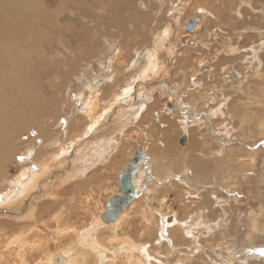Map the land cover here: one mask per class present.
<instances>
[{"label": "bare ground", "instance_id": "obj_1", "mask_svg": "<svg viewBox=\"0 0 264 264\" xmlns=\"http://www.w3.org/2000/svg\"><path fill=\"white\" fill-rule=\"evenodd\" d=\"M201 1L206 0H194L193 7ZM238 1L230 0L229 8ZM124 2L122 5L130 6L132 3V6H117L112 0H92L93 10L101 8L103 11L94 24L92 21H82V18L86 19V13H81V20L77 19V22L66 20L63 23L58 18L52 19V27L65 29V32L75 36L70 37L68 34L70 39L67 40L75 49L71 66L77 67L96 56L103 38L111 41L119 38L120 16L121 21L125 22V12L130 24L141 22L133 0ZM186 3L187 0H180L170 7L171 15L164 25L161 22L162 27L152 38L153 42L138 59L137 55L142 51L131 54L134 47L141 44V37L137 41L134 39L129 40L128 44H120L118 48L113 47L112 50L116 52L109 57L104 73L99 78L96 76L87 81L81 89L78 87L80 90L73 94L75 99L71 103L78 102L82 107L73 109L68 121L59 128H56L58 122L55 118L65 98L62 88H59L60 82L54 83L52 88L59 93L57 97L61 100L45 98V94L42 95L43 100H36L26 90L19 88L21 80L14 71L3 75L0 91L8 86H16L18 94L17 91L15 94L11 92L13 88L10 92L7 90L0 94L5 95L0 97V183L6 182L8 186V190L0 193V264H12L14 260L19 264H31L33 256L29 257L26 253L21 256V252H27L35 244L33 239L44 231L52 235L50 240L53 239L57 246L63 240L67 243L59 246L55 254H46L38 260L36 258L34 264H236L239 260L236 261L237 255L232 246L237 233V219L227 223V218L234 207L239 208L242 204L249 207H246L249 223L245 232L248 241L251 242L253 238L256 243L260 238L264 239V186H260L264 185V172L259 173L263 166L259 165L258 168L261 148L256 149L255 144L247 145L245 140L248 137L228 140L231 131L221 128L228 123L226 118H229L230 122L236 121V126H230L232 131L236 132L243 127L251 129V125H247L251 116L245 113L253 114L257 111L262 114L260 110L264 111V3L262 0H248V10L238 14L233 12L230 19L236 20L234 26L238 25L240 19H244L247 31L230 27L227 34L222 33L226 29L216 24L217 18L213 21L208 18L215 19L217 15L210 12L208 7L205 8V4L204 7L199 4L201 8L195 7L193 11L202 12L201 22L194 25V34L188 36L191 42L189 48L182 49L180 39L183 38V24L193 12L189 6L188 9L184 8ZM84 5H87L86 0L70 1L74 11H79V7ZM223 8L224 11L225 6ZM6 16L5 20L9 15ZM204 18L211 21L209 33L200 34ZM159 20L156 21L160 23ZM3 22L1 26L5 32L7 23ZM214 25L219 30L213 31V36L211 27L213 29ZM110 29L115 30L114 34L108 32ZM93 33L98 39L94 46L85 41ZM197 33L199 37L203 36L202 39H195ZM134 54L137 59L135 61L132 60L135 59ZM10 75H14V78ZM171 79L173 82L178 81V84L169 86ZM26 80H23L24 87L30 85V80ZM259 82L262 84L258 92L250 90V86ZM161 90L163 93L160 96L164 99L158 95ZM179 97L195 105L192 108L195 112L188 121L180 118L175 111L178 109L182 112L188 108L183 100L181 104H176ZM73 103L69 105L74 107ZM165 104H170L169 109L165 108ZM247 104L249 107H246ZM42 105L45 110L41 109ZM197 109L204 112L198 113ZM27 111L39 114L29 115ZM44 112L45 116L42 117ZM23 117L39 126L37 134L42 136L43 143L42 146H36L33 142L30 145L31 152H26L35 160L33 169H22L8 181L6 162L9 155H12V149L18 147L17 144L14 147L13 143L17 142L15 138L18 134H22L23 126H19L18 120ZM48 117L52 121L44 125V118ZM255 119L259 120L258 125L264 135L262 119L256 115ZM200 120L205 122L198 128L199 133L192 135L190 131L188 136L186 127H193L197 122L201 123ZM241 122L245 124L241 125ZM215 126L226 129V132H222L228 136L225 134V139L219 138ZM116 127L118 129L113 131ZM63 129H68L75 136L59 137L58 132ZM209 135L213 142L202 147ZM180 137L178 144L181 147H178L176 143ZM67 141L70 143L67 144ZM130 141L136 142V150L125 155L124 151ZM136 151H139L136 158L138 171L133 177L136 196L124 206L115 221L105 222L102 216L106 212V205L102 206V213L94 214L91 204L93 194L96 188H104L108 175L118 163L123 164L120 163L122 157H127L121 169H117L118 181ZM177 173L183 176L181 186L163 184L165 176L172 177ZM234 181L239 183L240 190L249 189L245 193L238 192L234 188ZM256 181L259 186L253 188L254 192L249 186ZM156 185L161 186L160 190H156L158 193L155 197L150 196ZM170 191L175 202L182 204V211L178 208L175 213L172 211L167 195ZM120 193L119 188L106 201ZM254 197L261 199L256 209L249 202ZM191 198L197 199L195 205H192ZM237 215H240L239 211ZM83 217H88V221L77 224ZM168 217L170 221H167ZM10 223L19 225V229L7 236L4 229ZM54 236L57 238L54 239ZM208 242H212L213 247L207 246ZM160 250H165L162 256ZM208 251L212 256L206 253ZM40 252L44 253L43 247H40Z\"/></svg>", "mask_w": 264, "mask_h": 264}, {"label": "rangeland", "instance_id": "obj_2", "mask_svg": "<svg viewBox=\"0 0 264 264\" xmlns=\"http://www.w3.org/2000/svg\"><path fill=\"white\" fill-rule=\"evenodd\" d=\"M70 1L71 0H0V19L3 18L0 20V26H1L2 20L4 21L3 23H7V29L5 30V32L9 34L8 35L4 31H2L3 30L2 26L0 27L1 28L0 29V81L2 80L3 75H9L11 71H14L15 74L18 75L19 79L21 80V82L18 83L19 88L22 89L23 91L26 90L28 92V94H30L31 96L33 95V97H34L33 99L37 98L36 100H43L42 97L44 96V94L46 95L45 98H52L53 97L54 99L61 100V98L57 97V96H59V93L54 92V90L52 88L54 86V83L60 82L61 85H59V88H62V93L65 96V98L63 97L64 102L62 103L61 109L59 111V115L55 118V120H57V122H58L56 125V128H59L61 124H65L66 121H68L67 120L68 116H70L71 111L73 109H80L82 107L78 104V102H74V103L72 102L75 105L74 107L73 106L71 107L69 105V104H72L71 101H73L75 99L73 94L76 93L78 90H80L84 86V84H86L87 81H89L90 79H93V77H96V76H98V78H99V75H102L104 73L109 57H111L116 52L115 50H112V48L113 47L118 48L117 46L120 44H124V45L128 44L129 40L132 41L135 39L137 41L141 37V39H142L140 41L141 44L136 45L137 47L136 48L134 47L132 54H131V55H133L134 51H137V54L140 51H142V52H140V54L137 55V59H138L141 55L144 54L145 49H147L150 46V44L153 42L154 35L159 31L160 27H162V25H160L161 22L164 25L167 17H169L171 15L172 5H176V2H179L180 0H133V2L136 4V8L135 7L134 8H135V10L138 9L136 12L139 14V16L141 18V22L135 23V25L130 24L127 12H125L126 14L124 15V18H123V19H125V22L121 21V16H120L121 36L119 38H115V41H111L109 38H103L101 41V45L97 49V51H98L97 55L92 57L91 59H88L89 61H86V62L84 61L83 63H80L77 67H74L75 65L71 66V64H70L71 59L73 58V52H75V49H74V45L72 43H69V44L67 43V40L70 39V38H68L69 32H65L66 31L65 29L59 30V29H56L55 27H52V19L58 18L63 23L66 20L77 22V19L81 20V18H80V15H82L81 13H86V15H85L86 19L82 18L83 19L82 21L83 22H85V21L91 22L92 21V24H94L101 17V15L103 14V11L101 10V8L99 6H98V8H100V9H94L93 10L94 7L92 6V3H91L92 0L91 1L86 0L87 5L80 6L79 11H74L71 8L72 6H70ZM124 1H126V0H112V3L114 5L121 6L123 3H125ZM193 1L194 0H187V3L185 4L184 8L188 9L190 7V9L193 11L196 8L198 9V7L201 8V5H202V7H204V4H205V8L208 7L207 9H209L210 12H213V13H215V15H217V17H215V19H214V17L213 18L208 17V18L212 19V21L216 20V18H217L218 21L216 24L220 28H224L227 30L225 32H222L223 34H227V32L229 33V31L231 29L230 27L240 28V29H242V31H247V27L244 24V19H242V20L240 19V21H238V25L234 26L235 24H233V23H235L236 20L232 21L230 19V15L233 16V12H236L238 14V13L243 12V10H245V9L248 10L249 9V7L247 6L248 0H243V1L239 0L236 3V5H233V7L230 6V8H229L230 0H227V2H226V0H223L226 3H224L222 0H206L205 2L201 1L199 3L201 5L198 4V6H195L196 8L193 7L194 6ZM203 2H204V4H203ZM216 2L218 3V5L224 4L223 6H225V10L226 9L227 10L226 11L224 10L225 11L224 12L223 6L220 5L221 6L220 7V6L216 5L217 4ZM262 2L264 3V0H262ZM117 3H119V5ZM126 3H128V2H126ZM160 3L161 4L163 3V5H161ZM144 5H146V6H144ZM123 6L124 7L125 6L130 7V6H132V3L130 6H127V4H124L121 7H123ZM119 8L120 7H117L116 9H119ZM232 8H233V11H232ZM235 8H236V10H235ZM257 8L259 9V7H257ZM214 10L215 11L217 10V11L215 12ZM145 14H148L149 16L145 15ZM5 15H9L7 20H5V18H7V16L5 17ZM198 16H200V18ZM201 16H202L201 11H199V10L193 11L191 13V16L190 15L187 16V19L184 21L185 23L183 24V32H182L183 38L180 39V41L182 42L180 44L182 49L183 48H189V45L191 44V42H189L190 40L188 38L191 37V34H194V32H195L194 26H193L192 33L188 32L185 29V27L187 26V22H189V20H194V25H196L197 23L201 22L200 21ZM221 16H223V17H221ZM225 16H227V17H225ZM157 19H160L159 20L160 23H158L156 21ZM204 19L202 20L201 30L199 31L200 34L205 33V32L209 33V27H210L211 21L209 22V20L207 18H204ZM222 21L224 24H222ZM231 22H232V24H231ZM148 24H150V25H148ZM217 25H214L213 29L211 27V34L213 36L215 35L214 32L219 30ZM144 27H145V29H144ZM114 31L115 30L110 29L108 32H110L111 34H114ZM2 33H4V34H2ZM93 35L95 36V38ZM69 36L75 37L74 35H71V34H69ZM195 36H196V38H195L196 40H198V39L200 40L203 37V36L199 37L198 33H197V35L195 34ZM176 40H177V37H176ZM85 41H86V44L89 43L92 46H94L93 45L94 42L98 43V39L96 38L95 33L89 35V37L87 39H85ZM253 41L254 40L248 41V42H253ZM245 43L243 44V46L245 45ZM127 48H129V47H127ZM130 48H132L131 45H130ZM92 52H93V50H92ZM124 53H126V52H124ZM129 54H130V52H129ZM134 56H135V59H132V60L135 61L137 59H136L135 54H134ZM2 58H5V59H2ZM97 60H98V62H97ZM71 67H73L72 72H70ZM10 77L13 79L14 75H10ZM4 78H7V76H5ZM24 78H25V80L27 79L26 81L30 80V85H27L28 87L23 86ZM31 80H33V81H31ZM9 82H10V80L8 81V83ZM14 82H16V81H14ZM32 84H34L33 85L34 87L32 86ZM35 84H37V85H35ZM39 84H40V86H39ZM169 84H170L169 86H171V84L175 85V84H178V81L173 82V79H171ZM199 84L202 85L201 83H199ZM261 84H262V82H259V84H257V85L250 86V90L258 92V88H259V86H261ZM65 86H67V88ZM15 87L16 86H11V87L8 86V87H6L7 89L6 88L2 89V91H0V94H1V92L3 93L4 91L10 92L11 88H13L11 90V92H13L15 94V92L17 91V94H18V90ZM158 89H161V88L158 86ZM42 92H43V94H42ZM53 92H54L55 97L52 96ZM162 93H163V91L161 90L158 95L161 99H164L163 96H160V94H162ZM36 94H38V95H36ZM191 94H194V93H191ZM0 97L3 98V97H5V95L3 94ZM179 98H180V100H178L176 102L177 105L181 104L182 100H183L181 97H179ZM10 99H12L11 93H10ZM195 99H197V96H195ZM184 102L188 106V108L183 109L182 112H179L178 109L175 111H177L178 116H181L180 118L188 121L189 118L191 117V115L195 112L194 111L195 109L192 110V108H195V105L192 104V102H187V101H184ZM247 102L250 103V100H247ZM169 105L170 104H165V106H166L165 108L169 109ZM41 107L40 108L42 110H45V107L43 105ZM246 107H249V104H247ZM260 111L262 114H260V113L258 114L257 111H254L253 114H250V112L245 113L246 116H249V115L251 116V119L247 123V125H249V126L251 125L250 126L251 129H249V128L246 129L245 127H243L241 129L238 128V131L234 132L231 130V127L236 126V123H235L236 121L230 122L229 118H226L228 123H225L224 126L221 128L225 127L226 129L231 131V135H229V136L227 133H225L226 136H228L227 137L228 140H231L233 137L236 140H240L241 138L248 137L249 139L245 140V143L247 145L255 144L256 149L261 148L260 156H258L259 161H260L258 163V168H259V165L263 166L262 167L263 170L261 172H259V173H263L264 172V140H262V139L264 138V135L262 133L263 132L262 128L258 125L259 120L257 121V119H255L256 121H254V116L256 115L257 118L262 119V121H263L262 124L264 123V111L263 110H260ZM45 112L47 113V111H45ZM45 112L43 113L42 117L45 116L44 115ZM197 112L203 113L204 110L197 109ZM27 113L29 115L35 114V113L39 114V112H34V111H27ZM51 117L44 118L45 119L43 121V123H45L44 125H48V123H50L52 121ZM20 119L22 122L20 121ZM20 119L18 120V124H19V126H21V124H22L24 129L21 126L22 127V134L19 133L18 134L19 137L17 136L15 138V140H17V142L14 141V143H13L14 147L16 146L15 144H17L18 147L14 150L12 149V151H11L12 155H9L10 157L8 156L9 158L7 159V162H6V174L8 175L7 176L8 181L11 180L12 178H14L18 174V172L22 169H31V168L33 169V167L36 164L35 160H33L31 158V156H28L26 154V152L27 151L31 152L32 146H30V145L33 142H34L33 145L35 144L36 146H42V143H43L42 136L37 134V129L39 126L38 125L35 126L34 123H31L28 118L23 117L25 122L23 121L22 118H20ZM200 121H201V123L197 122L196 124L192 125L193 127H186V128H188V131H187L188 136H190V133H191L190 131H192V135L193 134L197 135L199 133L198 128L201 127L202 125H204V122H205L202 120H200ZM32 124H33V126L31 128ZM188 124H189L188 126H190V122H188ZM215 124H217V123H215ZM244 124H245L244 122H241V125H244ZM67 125H69L68 122H67ZM204 128H206V130H207L206 125L204 126ZM215 128H216L215 130L218 132L217 136L219 138L225 139L226 136H225V134H223L222 131L226 132V129L222 130V129H220L219 126H215ZM117 129H118V127H116V129L113 128V131L117 130ZM248 129H249V131H248ZM250 132H251V134H250ZM204 134H206V133H204ZM58 136L64 137V138H65V136L66 137H74L75 134H70L68 129L67 130L63 129V130H60L58 132ZM181 137L177 140V143H176V145L178 147H181L178 144V141L180 143ZM28 139H30L31 141L26 142ZM94 139H96V138H94ZM210 142H213V140L211 139V137L209 135L208 141L203 143L204 145L202 144V147H206L207 145L210 144ZM21 143H22V146H20ZM69 143H70V141H67V144H69ZM136 147H137L136 142L132 143L130 141L129 145L126 147V149L124 151V154L125 155L130 154L132 151L136 150ZM13 155H14V157H13ZM50 157H52V155ZM125 159L127 160V157L126 158L122 157L121 160L123 162L121 161L120 163L124 164L126 162ZM123 164L119 165V163H118L116 165V168L114 170H112L113 172H111L108 175V178L105 182L106 184L103 186L104 188H102V187L96 188V191L93 194L94 199L91 201L92 208L94 209V211H93L94 214L102 213L105 210V208L103 207L104 210L102 209V212H100V210H101L102 206L106 205V202H107L106 200L112 194L116 193V190L119 189L116 174L118 173L117 169L120 170ZM233 170H235V168ZM182 177H183L182 174L180 175L179 173H177L175 175H172V177L170 175L165 176L162 179V181H163L164 185L169 184V183H174L178 186H181L180 180ZM8 181H7V183H8ZM258 181H259V178H258ZM258 181L253 182L249 186L251 191L255 192V189H253V188L254 187L257 188L259 186ZM238 186H239V183L235 182L234 188H236L238 192L244 191V193H245L246 190L249 189V188H245L244 190H240V187H238ZM260 186H264V185L260 184ZM105 188H108V190L105 191ZM160 188H161V186L158 187L156 185L155 189L151 190L150 196L152 195L155 197V195H157V193H158L157 191H159ZM6 190H8V186H7L6 182L0 183V193H3ZM86 191H84V193H86ZM144 191H146V190H144ZM167 195L169 196V201H168L169 203L168 204L172 205V211L175 213L176 211H178L177 208L181 210L182 204L178 203L177 201L175 202L174 195H172L171 191L169 193H167ZM139 197L140 196H138V198ZM195 200H197V199H193V198L190 199V201L192 202V205H195V203H196ZM249 202H250L251 206H253V208L256 209V208H258L259 204L261 203V199L254 197V200H250ZM173 203H175V204H173ZM246 207L249 208L247 204H245V205L242 204L241 206H239V208L234 207L229 212L228 218H227V223H229L233 219H237V223L235 226L237 233L234 236L233 246H232V249L234 248L233 250L235 251L234 252L235 256L236 255L238 256V257L236 256V261L239 260V261H237L236 264H264V239L260 238L259 242L255 243V239L252 238L251 242H249L248 241L249 239L246 237L247 234L245 235V232L247 230L248 223H249V214L247 213ZM213 208H214V206H213ZM237 211L240 212V215H237ZM169 219H170V217L167 218V221H169ZM87 221H88V217L87 218L83 217L77 221V224H85V222H87ZM38 226H39V224H38ZM134 226H135V224H134ZM18 229H19V225L10 223L9 225L6 226V228L4 229V232H6L7 236H9L11 234V232H16ZM47 233H48V231H44V233L42 235L35 237L33 239L35 244L30 246L27 252H25V251L21 252V256L23 253H26L27 255H29V257L33 256L32 259L30 260L31 264H34L39 258H41L42 256H45L46 254H55L60 249L59 246H62L63 244L67 243V241L63 240V243H61L57 246V244H55L53 239L50 240V238H52V235L50 233L49 234H47ZM236 237H238V238H236ZM2 238H4V237H2ZM56 238L57 237L54 236V239H56ZM245 240H247V241L245 242ZM41 241H43L44 243L42 244ZM44 244H46L45 247H44ZM206 245L209 247H213L212 242H208V243H206ZM242 245H243V248H242ZM40 247H43L44 253L40 252ZM245 247H246V249H245ZM61 248H63V247H61ZM182 250H183V248H182ZM188 250H191V249H188ZM188 250L184 249V251H188ZM164 252H165V250L159 251L161 256H162V254H164ZM217 252L220 253V251H217ZM206 253L207 254L209 253L208 255L212 256L211 252L208 251ZM258 254L260 255V257ZM36 258H37V260H35ZM14 263L19 264V262L17 260H14L12 264H14ZM116 264H122V262H118V263L116 262Z\"/></svg>", "mask_w": 264, "mask_h": 264}, {"label": "water", "instance_id": "obj_3", "mask_svg": "<svg viewBox=\"0 0 264 264\" xmlns=\"http://www.w3.org/2000/svg\"><path fill=\"white\" fill-rule=\"evenodd\" d=\"M194 20H189L185 29L189 32L193 31ZM139 155V151H136L130 162H128L122 173L118 177V185L120 188V195L111 198L106 204V212L103 214L102 219L105 222L115 221L118 214L123 211L124 206L127 205L130 200H132L136 196V192L134 191V182L133 177L134 174L138 171V163L136 158ZM170 221V219H169Z\"/></svg>", "mask_w": 264, "mask_h": 264}]
</instances>
